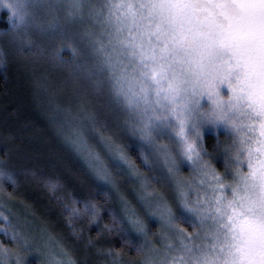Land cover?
I'll use <instances>...</instances> for the list:
<instances>
[{
	"label": "snow or ice",
	"instance_id": "snow-or-ice-1",
	"mask_svg": "<svg viewBox=\"0 0 264 264\" xmlns=\"http://www.w3.org/2000/svg\"><path fill=\"white\" fill-rule=\"evenodd\" d=\"M0 9L8 12L17 53L27 51L67 71L81 87L107 94L139 147L162 161L172 203L147 186L139 197L159 226L151 233L155 241L126 202L123 216L104 225L134 248V264H264V0H0ZM33 32L45 37V45L36 44ZM6 62L0 46V67ZM64 111L75 125L86 109L82 105L78 116L71 106ZM93 131L112 168L128 164L126 151L103 128L93 124ZM82 135L73 128L75 139ZM89 156L87 166L102 191L111 184L108 165ZM143 160L149 163L146 155ZM9 163L0 157V208L5 196L13 198L4 183L15 187L17 177L28 174L9 171ZM183 165L190 179L179 176ZM45 186L53 195L61 188L51 179ZM99 213V205L86 201L82 211L70 208L69 223L80 216L96 223ZM5 220L0 211V223ZM132 234L144 243L132 244ZM9 240L15 248L0 242V264H27L28 255H45L25 233L14 231ZM106 255L110 264H122V250ZM61 256L49 254L45 264H76L66 249Z\"/></svg>",
	"mask_w": 264,
	"mask_h": 264
},
{
	"label": "trees",
	"instance_id": "trees-1",
	"mask_svg": "<svg viewBox=\"0 0 264 264\" xmlns=\"http://www.w3.org/2000/svg\"><path fill=\"white\" fill-rule=\"evenodd\" d=\"M60 22L63 23V19ZM10 31L8 12L0 9V32H3L0 46L4 47L7 59L0 67V157L9 160V171L28 173L17 177L15 187L4 183L5 193L13 195L9 205L13 216L18 210L22 218L41 233L46 231L47 234H43L51 236L54 232L76 264H110L112 257L106 255L109 249L123 251L122 264H134L139 259L134 248L125 246L121 233L105 232L104 225L112 223L113 215L118 219L123 216L125 202L132 209L133 184L153 185L159 191L162 188L157 183L162 186L164 178L158 176L151 154L139 147V142L123 127L124 114L107 94L81 87L71 80L67 71L47 61L34 60L27 51L17 53L10 44ZM32 39L36 44L45 45V37L39 32H33ZM64 58L71 59L70 54L65 52ZM82 105L86 111L74 125L66 119L64 109L71 106L73 116H78ZM93 124L103 128L104 134L126 151L128 164L124 165V173L112 168L111 159L103 155L109 153L94 133ZM74 127L83 132L78 139L73 137ZM89 153L99 155L100 161L108 165L111 184L102 186V191L97 187L100 182L87 166ZM143 155L148 157V164L144 163ZM214 163L223 171L222 157H217ZM129 173L138 183L129 179ZM112 174L116 175L115 180ZM49 179L61 185L55 195L45 186ZM73 200L78 203L73 205ZM86 201L100 206L96 223H92L89 216L71 217L69 223L70 208L74 206L82 211ZM140 215L145 216L142 212ZM4 223L9 224L7 218ZM147 226L148 239L155 241L151 233L158 231L157 225L150 220ZM3 235L0 232V242L12 245L9 235ZM129 239L134 245L144 243L143 238L134 234ZM31 258L27 257L28 262Z\"/></svg>",
	"mask_w": 264,
	"mask_h": 264
},
{
	"label": "rangeland",
	"instance_id": "rangeland-1",
	"mask_svg": "<svg viewBox=\"0 0 264 264\" xmlns=\"http://www.w3.org/2000/svg\"><path fill=\"white\" fill-rule=\"evenodd\" d=\"M11 30V29H10ZM11 32V31H10ZM3 32H0V36L2 35ZM10 36V41H11V37H12V33H10L8 35V37ZM221 98L222 99H227V95L222 92L221 93ZM203 104L205 105H208L210 106L211 105V101L205 99L202 101ZM79 113V112H78ZM66 125H68L67 123H65ZM68 129V128H67ZM65 130H63V133ZM60 132V131H59ZM128 132V135L130 134L129 131ZM130 136V135H129ZM63 137V136H62ZM139 142V141H138ZM160 143H168V141L166 139H161L159 141ZM146 151H148V153H150L151 155V161H152V164L155 167V170H157V172H159L158 176H160V178H165L166 176V173H165V170H164V167H163V163L161 160H158L156 158V156L150 151L148 150L147 148H144ZM103 152V151H102ZM145 154V153H144ZM103 155H105L106 157L110 158L109 155L107 153H103ZM144 156V155H143ZM143 156H142V159H143ZM126 166H122L121 168L122 169H119V168H115V170H117L118 172L120 173H124L125 172V168ZM161 170V171H160ZM163 171V173H162ZM112 172V170H111ZM129 172V170H128ZM161 172V173H160ZM113 173V172H112ZM116 174V173H115ZM132 174V173H131ZM130 175V173H129ZM133 176H135L134 174H132ZM191 170L187 167V165H183L181 166L180 168V172H179V176L181 178H184V179H190L191 178ZM112 177L114 179V177L116 178V175L112 174ZM131 178V175L129 177V179ZM121 179H123V177H121ZM115 180V179H114ZM131 180L133 181V183L137 182L135 179L131 178ZM132 183V184H133ZM159 187H161L162 189H158L159 191H162L165 196L168 198L169 200V203H172L173 201V197H174V192H173V188L171 186V182H167L165 183L164 180H162V186H160V182L157 183ZM147 185H145L144 183L143 184H133V191H134V198H135V201L133 203V205L131 206L132 209L136 210L137 212H142L143 216L142 218L145 220V223L147 224V221H150L151 219H149L146 214H145V210L144 208L141 206V203H140V200H139V197L142 196L145 192V188H146ZM147 191H153V190H156L154 188L153 185H148ZM157 191V190H156ZM11 203V200L7 198V196H5L4 200H3V207L0 208V211L3 212V214L6 216V218L8 219V221H11V227L9 226V224H5L4 222L0 224V229L4 228V229H7L8 232L9 231H12V232H21V233H25L27 234L29 237H31L33 239V243L34 245H36L39 249H40V252H43L45 253V255L42 257L39 253H36V254H31V255H28L30 257H33L31 258L30 262H28V259H27V264H45V261L47 259V256L50 254L54 259L56 260H59L62 258L61 256V250L62 248L64 249L63 245L60 243V241L58 240L57 236L55 235L54 232H52L51 236H47V232L46 231H43V233L45 232L46 234H43L39 231V229L37 227H33L30 223H28L26 218H22V215L20 213H18V210L15 211L16 215L13 216L12 214V209L9 208V205ZM16 209V207H15ZM20 214V215H19ZM18 217L17 220H15L16 218ZM155 223V221H154ZM156 224V223H155ZM157 225V224H156ZM6 227V228H5ZM157 229L159 230V226L157 225ZM5 237V235H3ZM156 247H160V244L159 243H156ZM5 246V245H4ZM62 246V248H61ZM5 247H9V248H15V245L12 244L10 246H5ZM72 258V256H71ZM73 259V258H72ZM33 261V262H32Z\"/></svg>",
	"mask_w": 264,
	"mask_h": 264
}]
</instances>
